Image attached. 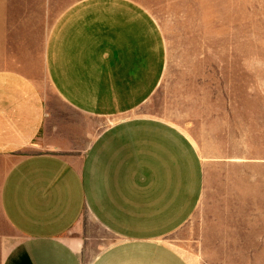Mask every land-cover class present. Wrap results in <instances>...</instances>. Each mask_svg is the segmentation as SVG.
Masks as SVG:
<instances>
[{
	"label": "crops",
	"instance_id": "1",
	"mask_svg": "<svg viewBox=\"0 0 264 264\" xmlns=\"http://www.w3.org/2000/svg\"><path fill=\"white\" fill-rule=\"evenodd\" d=\"M141 8L61 10L44 53L56 100L28 67H0V214L16 235L0 228V264H190L170 238L218 159L140 113L165 71L157 22Z\"/></svg>",
	"mask_w": 264,
	"mask_h": 264
},
{
	"label": "rangeland",
	"instance_id": "2",
	"mask_svg": "<svg viewBox=\"0 0 264 264\" xmlns=\"http://www.w3.org/2000/svg\"><path fill=\"white\" fill-rule=\"evenodd\" d=\"M79 1L0 0V67H28L56 100L46 41ZM124 1L156 20L165 55L140 113L201 138L218 159L207 165L202 204L170 241L190 264H264V0ZM0 228L16 240L1 214Z\"/></svg>",
	"mask_w": 264,
	"mask_h": 264
}]
</instances>
